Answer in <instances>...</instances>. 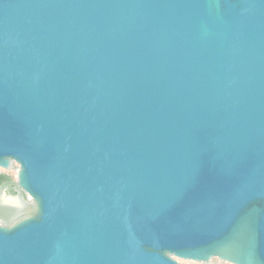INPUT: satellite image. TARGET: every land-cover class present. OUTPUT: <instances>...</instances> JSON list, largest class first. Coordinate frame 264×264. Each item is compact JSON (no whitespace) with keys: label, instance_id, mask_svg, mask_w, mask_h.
<instances>
[{"label":"water","instance_id":"water-1","mask_svg":"<svg viewBox=\"0 0 264 264\" xmlns=\"http://www.w3.org/2000/svg\"><path fill=\"white\" fill-rule=\"evenodd\" d=\"M3 170L0 264H264V0H0Z\"/></svg>","mask_w":264,"mask_h":264},{"label":"rangeland","instance_id":"rangeland-1","mask_svg":"<svg viewBox=\"0 0 264 264\" xmlns=\"http://www.w3.org/2000/svg\"><path fill=\"white\" fill-rule=\"evenodd\" d=\"M0 175H5L7 176L8 178H10V180L13 182V183H16L17 182V172L15 171H11V170H3L0 172ZM220 264H228L224 261H222Z\"/></svg>","mask_w":264,"mask_h":264},{"label":"flooded vegetation","instance_id":"flooded-vegetation-1","mask_svg":"<svg viewBox=\"0 0 264 264\" xmlns=\"http://www.w3.org/2000/svg\"><path fill=\"white\" fill-rule=\"evenodd\" d=\"M0 176H4L3 179L0 177V185H2V184L5 183V182H9V181H11L10 178H8V177L5 176V175H0ZM13 187H14V186L9 185V186H8V190H6V193H7V194H13V193H14V191H13V189H12Z\"/></svg>","mask_w":264,"mask_h":264},{"label":"trees","instance_id":"trees-1","mask_svg":"<svg viewBox=\"0 0 264 264\" xmlns=\"http://www.w3.org/2000/svg\"><path fill=\"white\" fill-rule=\"evenodd\" d=\"M2 179L4 178V176H0Z\"/></svg>","mask_w":264,"mask_h":264}]
</instances>
